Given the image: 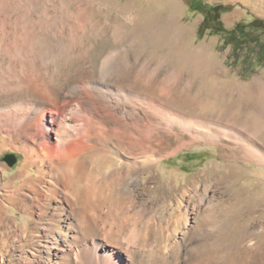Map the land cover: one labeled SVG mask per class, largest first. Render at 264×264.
Listing matches in <instances>:
<instances>
[{
	"label": "bare ground",
	"instance_id": "1",
	"mask_svg": "<svg viewBox=\"0 0 264 264\" xmlns=\"http://www.w3.org/2000/svg\"><path fill=\"white\" fill-rule=\"evenodd\" d=\"M35 36L9 32L0 39V152L21 151L27 170V180L15 187H9L10 179L2 182L0 264L8 256L26 257L24 264H135L129 258L134 250H148L146 264H263L264 238L246 234L240 242L219 243V234L229 231L223 220L229 200L220 196L227 186L223 175L206 181L203 170L185 183L177 198L165 200L157 196L158 185L171 189L182 178L152 174L163 155L200 141L226 145L264 165V151L255 145L254 136L236 126L172 110L153 97L123 95L121 87H112L115 92L105 89L106 95L86 94L71 71L64 72L67 65L85 60L87 52L79 45L83 39L57 48L48 61ZM12 38L22 43L14 45ZM120 60V67H108L110 79L129 78L133 66L124 57ZM81 68L84 79L93 78L90 67ZM133 75L139 81L143 72L137 68ZM27 89L35 95L29 97ZM47 111L53 115L50 119ZM5 170L6 164L0 163V184ZM145 171L150 174L143 181ZM21 177L18 171L15 178ZM10 209L25 213L26 227L6 213ZM174 209L180 216L176 222L184 220L180 236L150 238V225H138L142 215L158 223L165 211ZM200 215L206 226L188 244L182 239L190 228L188 220ZM172 222L162 226V232ZM244 228L258 233L264 224L248 223ZM210 246L214 249L206 254ZM235 247L248 251L247 259L235 258Z\"/></svg>",
	"mask_w": 264,
	"mask_h": 264
},
{
	"label": "rangeland",
	"instance_id": "2",
	"mask_svg": "<svg viewBox=\"0 0 264 264\" xmlns=\"http://www.w3.org/2000/svg\"><path fill=\"white\" fill-rule=\"evenodd\" d=\"M202 1L229 7L220 16L229 29L255 17L264 20V0ZM189 4L190 0H0V39L9 32L36 35L38 46L44 51L43 58L50 61L54 59L57 48L81 38L83 40L79 45L86 50V58L67 65L64 72L71 71L86 94L106 95L105 89L115 92L114 87H121L123 95L153 97L168 108L188 116L216 120L251 133L255 145L264 151V62H257L255 51L248 53L245 50L247 52H241L240 59L234 63L231 44H224L219 34L207 30L199 37L203 12L193 10ZM12 39L9 42L14 45L22 43ZM122 57L129 66H133L129 78L110 79L106 72L108 67H120ZM86 66L92 71L91 79H84L81 67ZM137 68L143 72L139 81L133 75ZM107 85L110 86L107 88ZM26 93L29 97L35 95L32 89H27ZM61 112H58L59 118ZM44 114L49 119L53 116L50 111ZM77 121L82 123V118L77 117ZM46 124L48 126L50 121ZM235 150L226 145L215 146L200 141L194 147L163 155L152 171L159 177L174 175L176 180L182 178L171 189L167 187L169 190L164 185H158L157 196L165 200L177 198L181 189L203 170H207L204 175L206 181L217 180L223 175L227 186L220 190V196L223 194L229 200L223 220L230 227L227 225L229 231L219 234V243L229 239L240 242L246 234L264 238V228L258 233L244 228L248 223L264 224V165L244 159ZM164 152V149L160 151L161 154ZM8 153L15 155L12 165L3 158ZM23 160V153L17 149L6 148L0 152V163L6 164L0 190L4 189L2 182L8 179L11 181L10 188L21 184V180H27ZM18 171L22 173L21 178H15ZM149 174L144 172L143 181ZM6 213L14 216L19 226H27L23 211L10 209ZM163 215L158 223L153 222L149 215H142L138 225H150V238H164L167 234L170 237L180 236L184 220L176 222L180 218L178 209L165 211ZM169 219L173 220L171 226L162 232V226L167 225ZM188 222L190 228L182 239L189 244L198 239L197 234L206 226V220L200 215L196 220L191 216ZM70 232L67 233L68 240L72 235ZM20 244L27 252V243L23 241ZM213 249L210 246L206 254ZM234 250L232 255L235 258L243 255L242 258L247 259L248 251L239 247ZM129 258L135 264H146L150 260L148 250H134ZM26 262V257L19 260L8 256L4 264Z\"/></svg>",
	"mask_w": 264,
	"mask_h": 264
},
{
	"label": "trees",
	"instance_id": "3",
	"mask_svg": "<svg viewBox=\"0 0 264 264\" xmlns=\"http://www.w3.org/2000/svg\"><path fill=\"white\" fill-rule=\"evenodd\" d=\"M189 6L193 10L203 12V19L198 28L199 37L207 30L219 34L223 38L224 44H231L232 52L235 54V57H233L234 63L240 59L241 52L245 50L248 53L251 50L255 51L257 62H264V20L262 18L255 17L250 22H239L229 29L223 24L220 17L223 12L229 9L227 5L190 0Z\"/></svg>",
	"mask_w": 264,
	"mask_h": 264
},
{
	"label": "water",
	"instance_id": "4",
	"mask_svg": "<svg viewBox=\"0 0 264 264\" xmlns=\"http://www.w3.org/2000/svg\"><path fill=\"white\" fill-rule=\"evenodd\" d=\"M7 162L8 164L12 165L15 161V155L13 153H8L6 155H4L3 157Z\"/></svg>",
	"mask_w": 264,
	"mask_h": 264
}]
</instances>
